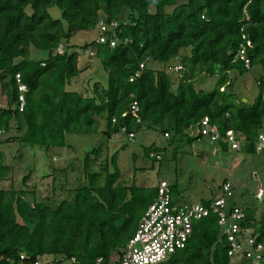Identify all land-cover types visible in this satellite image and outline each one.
Returning a JSON list of instances; mask_svg holds the SVG:
<instances>
[{
	"label": "trees",
	"instance_id": "1",
	"mask_svg": "<svg viewBox=\"0 0 264 264\" xmlns=\"http://www.w3.org/2000/svg\"><path fill=\"white\" fill-rule=\"evenodd\" d=\"M51 7L60 10V20L49 15ZM167 8L172 12L167 13ZM124 9L127 21L115 30L114 48L95 46L94 41L82 46L94 49L93 57L100 59L107 72L106 89L95 83L88 97L66 91L79 74L78 55L68 53L67 45L62 54L56 49L75 33L93 30L100 18L106 23L119 21ZM242 36L252 45L247 51L250 69L259 65L264 75V0H0V84L8 98L7 107L0 109V135L8 133L12 124L17 131L25 126L22 136L16 137L21 144L63 147L65 134H91L102 119L108 138L157 128L190 142L195 139L186 130L208 118L221 135L231 129L236 137H244V150L256 153L255 140L264 123L261 92L248 105L236 103L226 88L227 74L250 70L233 61L244 42ZM31 48L45 51L47 57L30 60ZM186 49L189 56L177 64L182 69L168 71L177 66L166 67L169 61ZM148 60L163 69L147 66ZM137 72L139 77L130 81ZM196 73L218 74L216 86L206 93L197 91L192 81ZM16 75L27 87L21 111ZM133 102L138 106L135 116L129 113ZM145 150L152 158L159 153L151 147ZM97 151L85 154V180L74 188L72 200L54 208L41 201L28 202L26 195L33 192L0 190V264H34L41 256H51L50 264L57 263L56 257L74 258L79 264H94L97 258L102 264H119L156 189L117 182L115 156L113 170L105 165L99 182L90 167ZM1 163L0 152V178L6 169ZM26 180L27 176L23 184ZM245 211L257 241L264 245V209L256 221L254 210ZM227 249L217 218L210 215L194 224L187 246L163 264H228Z\"/></svg>",
	"mask_w": 264,
	"mask_h": 264
},
{
	"label": "rangeland",
	"instance_id": "2",
	"mask_svg": "<svg viewBox=\"0 0 264 264\" xmlns=\"http://www.w3.org/2000/svg\"><path fill=\"white\" fill-rule=\"evenodd\" d=\"M173 8H167L171 13ZM30 13V9H26ZM53 19L60 20V10L57 7L48 9ZM127 10L124 9L119 22L127 21ZM103 21L102 18L99 22ZM98 22V24H99ZM97 26L90 31H80L72 35L66 43L60 45L64 50L66 45L68 53L77 52V69L79 74L65 87L66 91H73L83 97L91 96L93 85L97 83L100 88L107 87V72L98 57H90L94 49L89 46L83 49L84 44L93 42L98 34ZM64 28L65 23L63 22ZM190 49L181 50L179 56L169 61L167 66L181 63L183 56H189ZM47 57L45 51L30 49L29 59L41 61ZM147 66L153 69H163V65L148 60ZM186 71L187 68H185ZM182 73V71L180 72ZM173 74V73H172ZM176 75V74H175ZM263 75L259 65L253 66L247 72L238 75L227 74L229 84L227 92L232 94L234 101L245 100L244 104L251 105L258 95L257 81ZM218 74L208 76L196 73L193 84L197 91L206 93L217 84ZM177 84L174 85V90ZM0 84V109L7 107V95ZM14 127L0 135V152L4 174L0 178V190H17L33 192L26 195L28 202H44L51 208L63 200L71 201L74 188L83 184V159L87 152L97 149V156L90 159V167L98 174V181L104 177V166L112 171V158L120 171V182L124 187L135 185L140 188H155L160 181H165L172 189L174 201L183 204H199L210 201L219 195L220 187L225 181L232 186V197L227 200L229 204L245 210H254V221L258 220L264 209V154L247 152L243 148L232 150L223 149L216 143L206 139L190 141L186 138H165L159 129L140 130L134 134L133 139L120 132L111 138L106 137L105 121L98 119L96 131L88 135L65 134L63 147L46 148L38 144H21L19 138L25 132L22 126L18 131ZM264 134V123L260 130ZM15 138L16 142L6 141ZM151 147L158 150L159 159L145 154V149ZM157 151V152H158ZM151 152V151H150ZM27 176L23 184V178ZM262 189V201L255 199L258 188ZM52 261L53 258H47ZM57 263L72 264L63 257H56Z\"/></svg>",
	"mask_w": 264,
	"mask_h": 264
},
{
	"label": "built area",
	"instance_id": "3",
	"mask_svg": "<svg viewBox=\"0 0 264 264\" xmlns=\"http://www.w3.org/2000/svg\"><path fill=\"white\" fill-rule=\"evenodd\" d=\"M124 22L112 21L106 23L100 21L98 24L99 34L94 41L95 46H104L114 48L117 44L115 30L119 24ZM234 56V62H241L245 69H250V59L248 49L251 43L244 40ZM56 52L62 54L63 50L59 47ZM89 56H94L90 52ZM143 65H140L142 69ZM182 66L169 67L168 71L178 73ZM137 72L130 78V81L139 77ZM18 86V107L19 111L24 106V93L27 87L21 83L19 75L15 76ZM258 90L261 92V99L264 101V75L257 81ZM138 112V106L135 102L130 105L129 113L135 116ZM126 113L121 117H125ZM185 134L201 141L206 139L212 143L225 144L227 148L239 150L244 143V137H236L234 132L226 130L221 135L216 125L211 124L208 118H203L195 125H191ZM168 138L169 135H163ZM134 135L129 134L128 138L133 139ZM256 153H264V134L258 133L255 140ZM153 155L150 154V157ZM156 159L160 157L154 156ZM156 194L152 203L147 207L140 217L135 233L124 247L122 258L119 264H163L175 252L184 249L187 246L193 232V226L196 222L210 215H215L217 225L220 229L221 236H224L227 243L228 264H264V245L257 241L258 235L254 232L252 222H247L245 209L238 206H230L227 199L232 194V186L226 182L221 185V192L207 204H179L174 201L173 192L165 181H160L156 187ZM263 192L259 187L255 199L262 201ZM247 223H250L248 226ZM23 258V255L21 256ZM48 256L37 257L34 264H50ZM72 264H79L74 258L69 260ZM102 258H97L94 264H102Z\"/></svg>",
	"mask_w": 264,
	"mask_h": 264
},
{
	"label": "clouds",
	"instance_id": "4",
	"mask_svg": "<svg viewBox=\"0 0 264 264\" xmlns=\"http://www.w3.org/2000/svg\"><path fill=\"white\" fill-rule=\"evenodd\" d=\"M94 41H95V40H94ZM59 47H60V46H59ZM59 47H58V48H59ZM58 48H57V49H58ZM57 49H56V50H57ZM55 53L58 54L56 51H55ZM90 57H93V56H90ZM163 135H164V134H163ZM169 137H170V136H169ZM218 145H219V144H218Z\"/></svg>",
	"mask_w": 264,
	"mask_h": 264
},
{
	"label": "water",
	"instance_id": "5",
	"mask_svg": "<svg viewBox=\"0 0 264 264\" xmlns=\"http://www.w3.org/2000/svg\"><path fill=\"white\" fill-rule=\"evenodd\" d=\"M238 74V73H237ZM242 102H245V100H243Z\"/></svg>",
	"mask_w": 264,
	"mask_h": 264
}]
</instances>
